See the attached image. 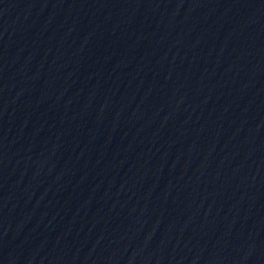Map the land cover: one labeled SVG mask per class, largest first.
<instances>
[{
    "label": "water",
    "instance_id": "95a60500",
    "mask_svg": "<svg viewBox=\"0 0 264 264\" xmlns=\"http://www.w3.org/2000/svg\"><path fill=\"white\" fill-rule=\"evenodd\" d=\"M0 264H264V0H0Z\"/></svg>",
    "mask_w": 264,
    "mask_h": 264
}]
</instances>
